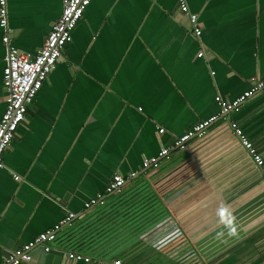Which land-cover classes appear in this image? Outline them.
Returning a JSON list of instances; mask_svg holds the SVG:
<instances>
[{
    "label": "crops",
    "instance_id": "crops-1",
    "mask_svg": "<svg viewBox=\"0 0 264 264\" xmlns=\"http://www.w3.org/2000/svg\"><path fill=\"white\" fill-rule=\"evenodd\" d=\"M187 5L198 16V38L187 30L176 0H90L1 155L0 260L66 212L84 209L114 175L138 171L121 195L105 198L107 210L120 211L110 216H129L121 202L128 208L150 204L138 193L148 183L204 264H264V183L225 122L212 123L204 137L172 150L156 167L141 169L161 147L217 112L216 93L233 99L253 77L264 76V0ZM61 7L62 0H7L11 43L34 53ZM4 52L0 41V114ZM229 118L264 167V91ZM222 130L227 137L220 140ZM143 228L137 224L128 234ZM67 229L60 236L72 232ZM134 238L116 245L144 254ZM69 239L56 245L69 249ZM19 264L38 263L29 257ZM59 264L100 263L63 254Z\"/></svg>",
    "mask_w": 264,
    "mask_h": 264
},
{
    "label": "built area",
    "instance_id": "built-area-1",
    "mask_svg": "<svg viewBox=\"0 0 264 264\" xmlns=\"http://www.w3.org/2000/svg\"><path fill=\"white\" fill-rule=\"evenodd\" d=\"M89 2L90 0H62L60 14L50 24L41 45L34 53H28L20 51L11 43L12 29L7 23V0H0V29L2 30L0 41L5 46L2 57L4 64L1 70V83L5 94L4 107L0 114V168L2 167L1 155L7 149L17 126L23 121L27 105L59 59L63 46L70 41L71 31ZM176 5L178 11L185 16L187 30L193 37L198 38L201 27L197 13L189 11L187 0H176ZM199 53L202 51L200 50ZM210 74L212 75L213 71H210ZM262 91H264V76H255L248 88L233 99H222L216 93L213 101L217 105V112L194 123L189 129L176 136L170 145L161 147L155 157L141 163V169L144 171L150 166L156 167L161 159L169 158L172 150H186L190 139H201L212 123L221 120L226 123L229 134L250 159L252 166L258 170L259 177L264 183V167L260 153L237 123L229 118L230 114L237 112L251 96ZM157 131L161 133L163 129L158 128ZM138 174V171H130L124 176L114 175L107 181L101 194L87 201L84 209L79 212H66L50 227L43 229L15 249L8 250L0 260V264H19L27 261L29 251L34 247H40L45 252L53 248L58 249L57 236L64 227L69 226L74 219L81 218L95 207L103 205L107 196L120 193L126 182ZM13 178L18 179V176L14 175ZM154 211L151 209L136 218L138 224L143 225L144 228L137 230L134 240L140 241L146 250L144 254L124 250L125 245L122 243L116 245L119 239L106 246L91 247L90 253L72 248L61 250L68 260L88 262L94 259L100 264H204L195 248L184 238L176 217L169 210L166 213L159 211V214L147 217ZM129 232L131 231L125 234ZM123 241L126 242L127 239Z\"/></svg>",
    "mask_w": 264,
    "mask_h": 264
},
{
    "label": "trees",
    "instance_id": "trees-1",
    "mask_svg": "<svg viewBox=\"0 0 264 264\" xmlns=\"http://www.w3.org/2000/svg\"><path fill=\"white\" fill-rule=\"evenodd\" d=\"M139 182L142 183L141 180ZM132 187H136V183H133ZM122 193H123V190L120 193L114 194V195L119 196ZM114 195H111V196H114ZM106 201L107 200L105 199V203L103 205L95 207L93 210L89 211L84 216L79 218L77 222L73 223L72 225L70 224L69 226H67L68 228L67 231H70V232L72 231V232L69 233L66 237L60 236V234L58 233L56 241L61 242V240L67 239V238L69 239L71 237L72 242H70V244L72 245L70 247L72 249L82 250L84 252L90 253L92 251V248L90 246L86 247V245L90 241H93V242L97 241L95 242V245H97L98 243L101 242L100 240L103 237L107 239L109 238L111 242L116 239H122V240L130 239L131 237L130 234H125V233L134 229V227L138 224L136 218L139 215L143 213H147L151 209H154L155 211L152 214H149L147 217L153 216L154 214H157V213L159 214V210L156 207L157 205L154 203H150V204L148 203L147 205H145V207H140L139 204L135 206L132 203L129 205V208H128L125 202H121V204L125 206V210L127 208V212L129 213V216H125L123 219H120L119 218L120 216H117V217L110 216V214H113L115 212L118 215L120 211L107 210L109 207L105 208L107 205ZM85 220L92 221V223L89 224L88 226L83 225V226L77 227L79 223L84 222ZM133 236L134 234L132 235V237ZM108 244H105L103 242L102 246H106ZM98 246H101V245L99 244L96 247ZM170 264H173V263H170Z\"/></svg>",
    "mask_w": 264,
    "mask_h": 264
},
{
    "label": "water",
    "instance_id": "water-1",
    "mask_svg": "<svg viewBox=\"0 0 264 264\" xmlns=\"http://www.w3.org/2000/svg\"><path fill=\"white\" fill-rule=\"evenodd\" d=\"M61 52H63V49H61ZM63 254V251L59 248H53L45 252L40 247H34L30 249L28 255L31 259H36L38 264H59Z\"/></svg>",
    "mask_w": 264,
    "mask_h": 264
},
{
    "label": "rangeland",
    "instance_id": "rangeland-1",
    "mask_svg": "<svg viewBox=\"0 0 264 264\" xmlns=\"http://www.w3.org/2000/svg\"><path fill=\"white\" fill-rule=\"evenodd\" d=\"M225 133H226V132H225L224 130H222V131L219 133V136H218V137L220 138V140H222V139H224V138L227 137V135H226ZM152 170H153L152 168L149 169V170L147 171V173H150ZM146 190H147V191H146ZM139 192H143V193H144V195H143L142 197H143V199H146L147 202H151V203L156 204V205H157V209H158L159 211H161V212H163V213H166V212H167V210H166V209L164 208V206L161 204L159 197L155 194V192H154L152 189H150V186H149L148 183H145V184H143L142 187H139V188H138V193H139ZM114 196H116V195H114ZM118 252H119V251H117V253H118Z\"/></svg>",
    "mask_w": 264,
    "mask_h": 264
},
{
    "label": "flooded vegetation",
    "instance_id": "flooded-vegetation-1",
    "mask_svg": "<svg viewBox=\"0 0 264 264\" xmlns=\"http://www.w3.org/2000/svg\"><path fill=\"white\" fill-rule=\"evenodd\" d=\"M60 57H61V55H60ZM60 57H59V58H60Z\"/></svg>",
    "mask_w": 264,
    "mask_h": 264
}]
</instances>
